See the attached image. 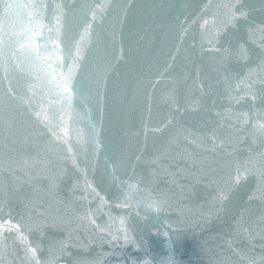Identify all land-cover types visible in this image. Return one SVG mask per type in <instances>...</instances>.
<instances>
[{"label": "water", "instance_id": "1", "mask_svg": "<svg viewBox=\"0 0 264 264\" xmlns=\"http://www.w3.org/2000/svg\"><path fill=\"white\" fill-rule=\"evenodd\" d=\"M0 264H264V0H0Z\"/></svg>", "mask_w": 264, "mask_h": 264}]
</instances>
